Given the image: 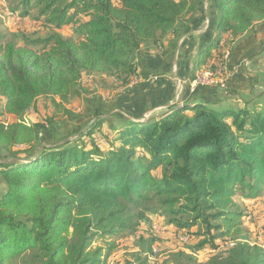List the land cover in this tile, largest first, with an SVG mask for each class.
Wrapping results in <instances>:
<instances>
[{
    "label": "trees",
    "instance_id": "16d2710c",
    "mask_svg": "<svg viewBox=\"0 0 264 264\" xmlns=\"http://www.w3.org/2000/svg\"><path fill=\"white\" fill-rule=\"evenodd\" d=\"M3 1L23 16L35 10L50 32L31 41L40 51L0 32V97L12 115L0 117V264H103L112 238L151 213L180 229L203 225L192 254L233 240L205 262L178 252L186 264H264L262 245L236 240L248 230L234 200L264 188V98L211 106L214 100L192 95L147 119L120 118L106 150L78 145L92 128L79 139L42 144L50 120L24 118L39 96L75 94L83 74L139 76L147 47L160 45L164 55L162 39L181 30L200 0ZM210 3L215 34L198 65L221 45L222 32L236 38L264 20V0ZM65 25L77 40L57 31ZM107 121L95 118L91 127ZM97 239L105 246L93 245Z\"/></svg>",
    "mask_w": 264,
    "mask_h": 264
},
{
    "label": "rangeland",
    "instance_id": "374dc122",
    "mask_svg": "<svg viewBox=\"0 0 264 264\" xmlns=\"http://www.w3.org/2000/svg\"><path fill=\"white\" fill-rule=\"evenodd\" d=\"M207 2L208 0L199 1V14H195L197 17L191 16L188 23V27L194 31V33H190L191 35L193 34L191 37L196 36V40L198 37L200 38L198 40L200 48L213 40L212 38L215 34L216 19L210 13V6ZM9 6L5 1L0 0V32L6 38H15L20 45L27 44L29 47L40 51L41 46L31 41L44 38L50 32L48 25L34 20L35 10H31L28 15L23 16L20 10L11 12ZM57 31L63 37L68 36L76 40L78 39V35L73 32L70 25L60 27ZM183 35H185L184 37L187 36V34ZM220 36L219 44L221 45L209 53V56L205 59L206 62L198 65L194 74L200 70L204 71L208 67L216 68L218 65L216 62L217 57L222 56L226 59L224 70L220 73L224 75L223 80L226 79V82L224 80V87L209 85L198 88L199 90L195 91L196 93H190L187 87L189 79L194 74L189 77V73L186 72L187 75L183 76L182 74L180 75L181 77L179 75H177L178 77L173 76L174 79L172 81L175 83V91L171 99L174 98V102L176 95L180 103L188 102L189 97L194 95V98L205 97L204 99L214 100L215 102H210L211 106H243L242 103L246 100L257 99L260 102L264 98V70H262L263 75H257L255 81L251 79L250 82L249 80H244V82L249 83L246 87L242 88L243 90L241 89L239 92L241 97L239 98L233 96L229 90V85H227L230 82L232 73L234 74L237 71V65L231 63L230 59L233 48L237 47L240 49L243 43L250 41L248 45L245 43L246 46L244 47L245 51L249 52L250 60L247 59L240 63L246 73L249 72L250 68V72L253 70L251 61L252 63L257 62V64L260 62V56L263 55L259 56L256 53H258V46L262 45L259 40L264 39V20L256 22L240 38L228 37L224 41L226 33L222 32ZM161 53L156 52L155 54L161 55ZM234 53H236V50H234ZM211 55L214 57L210 58L212 57ZM221 59L223 60V58ZM142 60L146 63L144 65L147 68L146 74L149 73L145 79H143L144 76L142 77L145 74L140 75L141 73L139 76H132L128 81L124 77L113 73L83 74L80 80V88H78L75 94L68 95L63 100L53 95L39 96L33 106L25 113V120H50L47 131L41 137L42 144H52L59 139L61 140L58 143L68 139H79L82 133L92 128L88 135L79 139L78 145L88 148L96 144L99 148L106 150L110 145L107 140L113 136L115 129L121 125L118 122L120 118L147 119L149 116L158 114L166 108V106H157L163 103L164 98L157 97L154 94L148 97V93H145L143 98H139L142 96L140 94L145 88L140 87L138 83L144 81L156 85L159 82V80L157 81L158 78L154 81L150 78L154 73L156 74L159 71L154 70L155 67H150V62L145 57ZM158 77H162L161 74ZM135 96L136 99L139 98L136 101H134ZM138 100H143L144 102ZM2 104L3 99L0 98V117L3 121H9L7 114L4 116ZM249 107L251 108L252 104ZM95 118H105L108 121L91 127V121ZM110 125H113L114 128H110ZM77 131L80 132L75 133ZM3 189L4 185L0 180V192ZM234 200L239 203L244 211L241 222L243 227L248 230L244 236L236 237V240L248 242L250 245L258 244L264 246V188L253 197L241 198L235 196ZM135 222L131 228L123 230L112 238L115 247L107 256L105 255L103 264H186L187 258L177 255L181 251L192 255L191 261L205 262L214 254L225 252L227 247L233 242L231 238L225 237L224 241L220 240L219 245L217 241H214L213 245L206 244L192 254L189 248L202 239L201 231L204 228L203 225H194L189 229H180L178 225L167 224V217L158 213L147 214L145 219ZM105 242V239H97L92 244L105 246Z\"/></svg>",
    "mask_w": 264,
    "mask_h": 264
},
{
    "label": "crops",
    "instance_id": "0c3cea01",
    "mask_svg": "<svg viewBox=\"0 0 264 264\" xmlns=\"http://www.w3.org/2000/svg\"><path fill=\"white\" fill-rule=\"evenodd\" d=\"M207 3L210 6L209 7L210 13H212L214 16L215 10L212 7L210 0H208ZM199 9H200V6H199V8L195 14H197V13L199 14ZM195 14H193L192 16L197 17L198 14L197 15H195ZM200 14H201V12H200ZM190 18H191V16L187 17V19L186 18L183 19V23H184L183 27L175 35L170 34V35L165 36L162 39L163 46L165 49L164 55L155 54V52L153 50L154 46L147 47V49L143 52L144 54L138 60L139 61V63H138L139 74L140 73H141L140 75L145 74V75H142V77L144 76L143 79H145L149 74V73L146 74L147 68H146V66L144 67V65L146 63H144V61L142 60V58L145 57V59H147L150 62V64H149L150 67L151 66H152V68L155 67L154 70L159 71L158 73L161 74L162 77H160L159 82L156 85H153L150 82H144V81L138 83L140 85V87L145 88V90L142 91L140 94L142 96L139 98H143L145 96L144 95L145 93H148V97L151 94H154L157 97L164 98V100L162 101L163 103L157 105L158 107L167 106V105H169V103L174 102L173 101L174 98L171 99L172 96L174 95L173 93L175 91V83H174V81H172L174 79V77H178L177 75L180 76L182 74H183V76L187 75L186 72L189 73L188 75L190 77L197 70L198 64L196 63L195 59H196V56H197L199 50L201 49L198 45V40H200V38L198 37V39L196 40V36L191 37L193 34L191 35L190 33H194V31H192L188 27V23H189ZM247 32L243 33L241 36H244ZM182 33L187 34V36L184 37L185 35H183ZM180 35H182V36H180ZM228 35L229 34L226 33V36L224 37V41H225V38L229 37ZM241 36H238V38H240ZM182 37H184L183 40H181ZM249 42L250 41L245 42V43H247V45H248ZM259 42L262 43V45L258 46V48H257L258 53H256V54H258L259 56L260 55H263V56H260L261 64H260V62L257 64V62L252 63V61H251V66L253 65L252 72H254V73L250 72L251 68H250L249 72L246 73V71L243 69L242 65L240 64L242 61L244 62L247 59L250 60L249 52L247 50L245 51V48H244L246 46V44L243 43L242 46H240V49H238L236 47L235 49L233 48V50H232V53L230 55V59H231V63H235L237 65V71L234 72V74L232 73V76L230 78V82L227 85H229L228 86L229 90L232 92L233 96L236 98L241 97V94H239V92L241 91L242 88H244V86L246 87L248 85V83L250 82V79L255 81V79L257 78V75H259V76L263 75L262 70H264V39L259 40ZM234 50H236V53H234ZM246 55H249V56H246ZM213 57L214 56H212L210 58H213ZM207 60H208V58H207ZM183 76H182V78H184ZM244 80H249V82H244ZM139 85H137V86H139ZM151 91H152V93H151ZM134 98H135L134 101L139 99V98L136 99V96ZM138 101H141V100H138ZM246 101H248V100H246ZM141 102H144V101L142 100ZM242 105H243V103H242ZM157 106H155V107H157ZM3 113H4V116H5V114H7L9 119L12 118L11 114L5 113L4 111H3Z\"/></svg>",
    "mask_w": 264,
    "mask_h": 264
},
{
    "label": "built area",
    "instance_id": "2783aa9c",
    "mask_svg": "<svg viewBox=\"0 0 264 264\" xmlns=\"http://www.w3.org/2000/svg\"><path fill=\"white\" fill-rule=\"evenodd\" d=\"M163 51L162 46L158 45L154 52H158L161 53ZM226 61V59L223 60L219 59L216 62L218 63V65L216 66V68H205L206 70L202 71L200 70L198 73L194 74L192 76L191 79H189V83H188V92L193 93L195 92L198 88L200 87H205V86H209V85H219L224 87V80L226 82V79L223 80L224 75H221L220 73L224 70V62ZM220 75V76H219ZM219 76V77H218ZM151 80H156L158 78V75L153 74L151 77ZM175 101H178V96H175ZM180 102V101H179ZM222 241H224V239H222ZM221 241L219 240L218 243H220ZM264 247V246H263Z\"/></svg>",
    "mask_w": 264,
    "mask_h": 264
}]
</instances>
